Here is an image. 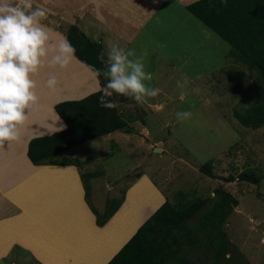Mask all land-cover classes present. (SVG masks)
<instances>
[{
	"label": "rangeland",
	"instance_id": "374dc122",
	"mask_svg": "<svg viewBox=\"0 0 264 264\" xmlns=\"http://www.w3.org/2000/svg\"><path fill=\"white\" fill-rule=\"evenodd\" d=\"M45 1L51 5V0ZM32 3L36 7L38 0H32ZM172 10L178 13L175 16L179 20L182 18L179 14L188 15L180 8L172 7ZM169 11L159 14L143 34L145 37V33L149 34L151 48L168 41L164 32H177L176 37L186 35L190 41L184 56L198 63L187 67L192 73L189 77L203 71L199 76L202 78L193 82H177L178 75L173 71L171 82L145 81L160 91L143 103L130 96L121 100L116 108L122 112L126 123L123 129L75 146L65 155L83 162L76 167L79 175L95 178L90 180V202L101 213L112 201H119L140 174H147L159 186L174 208V213H171L174 216H170L161 227L164 230L161 235L168 234L170 252L167 264H264V179L258 184L242 179L246 172L264 174V126L248 128L237 118L254 106L264 104V79L244 63L227 42L203 24L199 23L200 29L196 34L193 29L197 24L189 16L188 21L179 23L177 20L166 21ZM190 16L199 22L192 14ZM48 17L52 18V15L47 13L42 19ZM171 18L174 19L173 16ZM74 19L73 23L77 21ZM64 21L70 22L69 17ZM70 25L67 23L66 28ZM83 25H86L84 30L88 33L93 31L100 35L102 31L97 27L110 32L105 23L97 27L87 22ZM153 25L157 29L156 39H153ZM177 38L171 40L169 48L177 46ZM141 47L147 51L142 57L145 68H152L153 58L150 60L148 48ZM172 53L176 59L177 54ZM204 56L205 62H202ZM181 88L185 95H181ZM113 99L116 106L119 97ZM184 110L191 112V117L178 120L175 113ZM88 158L89 161L85 162ZM205 163H210L213 178L201 172L200 168ZM19 172L12 174V180L20 175ZM12 175L7 174L2 179L9 184ZM129 176L133 177L130 179ZM34 177L27 178L26 182L32 184ZM17 189L19 187L14 186L10 192ZM220 193L225 194L226 201H238L221 227L227 242L223 254L218 253L220 238L208 239L210 235L198 224V216L209 210V202L202 203L200 210L193 215L176 217L178 204L215 199ZM8 204L0 202V208H6L14 215L19 213L18 207ZM8 227L0 235L1 239L4 238L0 244V256L6 253L0 264H66V254L47 240L42 242L40 239L35 249L25 235L17 236L14 227ZM11 243L21 246L14 245L8 250ZM148 249L152 250V246Z\"/></svg>",
	"mask_w": 264,
	"mask_h": 264
},
{
	"label": "crops",
	"instance_id": "0c3cea01",
	"mask_svg": "<svg viewBox=\"0 0 264 264\" xmlns=\"http://www.w3.org/2000/svg\"><path fill=\"white\" fill-rule=\"evenodd\" d=\"M196 1L198 0H51L50 5L46 4L45 0H38V3H35V5L36 7H44L46 12L52 15L53 18L48 17L46 20L42 19V23L47 26L46 30L49 33V40L46 44L47 59H51V56L57 53V44L59 40L66 36V30L70 26L75 25L88 39L100 43L106 56L110 41L118 43L119 46L125 50H132L134 55L139 57H143L144 53L147 52L143 51L144 49L141 45L147 47L150 60L153 58L151 61L152 68L150 66H146L145 68V71L150 74V80H148V82L167 80L171 82V80L173 81V71H176L178 75L177 79L175 78L177 82H193L195 79L202 78L199 76L203 75V71L197 76L191 75V77H189L192 73L188 72L187 67L193 66L194 63V65H198L195 59L193 60L184 56V50L190 38L183 34L177 36V38V32H164L165 39L168 41L161 43L155 48H151L150 36L145 33V35H147V37H145L143 30L150 26L151 22H155V18L159 14H162L166 10H170L167 12L168 16L165 18L166 21L174 20V22H176L177 20L179 23L188 21V19L191 18V21L197 24L196 28L193 29L197 34L200 29L199 23L201 22L199 21L197 23L193 20L194 18L190 16V13L187 11V6ZM168 4L172 5V7H176V10L180 8L188 15L183 16L179 14L182 18L181 20L177 19L175 14L178 13L172 10V7H168ZM68 13L69 15H67ZM171 16H173L174 19H172ZM66 17H69L70 22L64 21ZM79 17L80 19H74ZM73 19L77 21L73 23ZM84 22L94 27H97L100 23H105L110 28V32L101 30V28L97 27L99 31H102L100 35L93 31L88 33L84 30L86 29V25H83ZM67 23L72 25L66 28ZM56 24H58V26H56ZM153 27V39H156L154 35L157 29L155 25H153ZM161 30H163V28H161ZM173 38H177V46L175 48H169V44ZM204 38H206L205 35ZM131 45L135 46L132 47ZM173 51L177 54L175 57L176 59L173 58ZM203 55H205V52H203ZM130 58L134 59V57ZM201 61L205 62V56L202 57ZM207 61H209V59H207ZM71 63L73 68L68 66L61 68L59 65L51 68L53 65L51 66L45 63V65L39 69V71H41L43 70L42 68H44V71L47 72V70L50 71L58 66L61 68V70H59L58 67L56 68L60 71L59 73H57L58 71H56V69L49 72L54 73L55 71L57 79L59 77L62 79L65 73L68 76L70 74L69 72L75 73H71L72 75L70 74L69 77L66 76L67 78H63L64 80L62 79V81L59 79L60 83H58L54 90H50L48 87L46 89L42 87L45 82L43 77L48 78V72L46 75H44L45 72H43V74L38 72V74H40L37 75L36 78V74L32 77L35 78L36 87H38V90H35L37 92L38 101L30 107L28 112L37 109L36 112L39 114L42 111L38 109V106L47 107L50 114L54 115L53 117L57 122V128H52V130H50L52 125L49 119L46 120L48 116H43V112L41 113L42 115L39 114V116H32L27 113V119L20 126V135L17 141H5L3 144H0V202L5 203V205L8 202V205L13 206V203L6 197L7 186L5 179H2V177H6L7 174L14 175V173H17L18 170L14 168L21 166L20 164H23L24 160H26L28 164L33 165L27 157L28 142L32 138L50 136L66 128L65 123L56 113L54 106L65 101L81 100L90 94L99 92L97 91V79L92 76V70L76 57L71 60ZM176 64L177 67L175 66ZM47 67H50V69H47ZM201 69H203V67ZM67 70L69 71L67 72ZM83 73L86 74V77ZM71 79L73 81L78 79L77 81L80 82H82L81 80L83 79L86 80L80 83L77 81L72 82L70 81ZM63 83L64 85H62ZM66 83L70 85L66 86ZM60 86L62 88L59 90L58 88ZM48 90L50 91L48 92ZM62 91L66 92L63 93ZM58 93L60 97L57 96ZM55 96H57L59 100H57V97L54 98ZM49 101H51V104L53 102V104H47ZM120 113L122 112L120 111ZM125 118H129V116ZM38 130L41 131L38 132ZM47 130L48 132L45 134ZM114 133H111V135ZM37 134L39 135L36 136ZM18 155L19 157L16 159L15 157ZM35 167L43 169V174L34 177L37 193L31 194L27 200L21 203L18 209L19 213L16 215H14L13 212L8 213L6 208H0V227L5 222H8L10 226L14 228L29 232L27 233L29 235H36L40 238L53 237L54 242L52 243L66 254V264H107L136 233L138 228L166 200L159 186L155 185L147 174H140L124 191L125 193L122 196L124 199L118 210L103 227H98L96 225V217L84 199L83 185L77 171L78 169L75 166L45 165ZM13 175L10 176L9 181L12 179ZM107 175L108 174H105V176ZM132 177L133 176H131V178ZM92 179L95 180V178ZM10 206L9 209H11ZM65 211L67 212L65 213ZM26 222L28 223L25 224ZM35 232L40 233L42 236L35 234ZM14 245L19 244L11 243L8 250ZM4 255L0 256V260Z\"/></svg>",
	"mask_w": 264,
	"mask_h": 264
},
{
	"label": "trees",
	"instance_id": "16d2710c",
	"mask_svg": "<svg viewBox=\"0 0 264 264\" xmlns=\"http://www.w3.org/2000/svg\"><path fill=\"white\" fill-rule=\"evenodd\" d=\"M187 11L206 28L217 34L220 39L227 42L237 56L264 79V0H226V2L198 0L187 6ZM65 35L75 46V57L79 61L88 67L90 65L96 68L107 67L98 59L102 52L100 43L88 39L75 25L70 26ZM99 79L101 83L106 80L103 76ZM100 95V92H96L81 100L56 104L54 109L66 128L50 136L32 138L27 146L29 161L34 166L80 167L83 162L65 155V152L92 139L123 129L126 123L116 107L121 100H125L126 96L114 93L113 96L107 97L110 101H115L113 98L116 96L119 97L116 106L109 108L101 106L98 99ZM237 118L243 126L248 128L257 129L264 126V104L254 106L246 114L237 115ZM200 170L206 176L213 178L210 163L203 164ZM92 177L80 175L84 199L96 217V225L103 227L118 210L124 198L112 201V204L107 205L104 213L98 212L90 202ZM242 179L258 184L264 179V174L256 175L246 172L242 175ZM224 196V193H220V196L215 199L198 200L176 206V217L178 215L187 217L189 213L193 215L198 212L202 203H210L209 210L198 216V224L208 232L210 235L208 239L213 240L215 236L220 238L217 245L219 254H223L227 249L225 233L221 227L232 209L238 205V201L234 199L226 201ZM173 210L168 200H165L107 264H167L166 259L170 252L168 234L161 235V232H164L161 227L163 228V223L167 222L170 216H174L171 215L172 212L174 213ZM148 246H152V250H149Z\"/></svg>",
	"mask_w": 264,
	"mask_h": 264
},
{
	"label": "clouds",
	"instance_id": "9594fccd",
	"mask_svg": "<svg viewBox=\"0 0 264 264\" xmlns=\"http://www.w3.org/2000/svg\"><path fill=\"white\" fill-rule=\"evenodd\" d=\"M46 15L45 8L33 7L32 0H0V144L19 138L28 110L38 101L33 75L45 63L63 68L75 58L76 48L66 36L59 40L57 53L51 59L46 58L49 35L47 26L42 23ZM98 59L107 67H89L97 79L101 106L115 107V103L107 99L114 93L130 96L138 103L158 94V89L145 83L150 80V74L145 71L143 58L135 56L132 50L110 41L107 59L103 52ZM101 76L106 78L104 83L100 82ZM57 83L56 74L49 73L46 86L54 90ZM185 94L181 88V95ZM191 115L187 110L175 113L178 120Z\"/></svg>",
	"mask_w": 264,
	"mask_h": 264
},
{
	"label": "bare ground",
	"instance_id": "6f19581e",
	"mask_svg": "<svg viewBox=\"0 0 264 264\" xmlns=\"http://www.w3.org/2000/svg\"><path fill=\"white\" fill-rule=\"evenodd\" d=\"M49 34V33H48ZM51 38V37H50ZM73 63V62H72ZM72 63H71V61H70V63L67 65L68 67H72L73 65H72ZM75 65V64H74ZM49 66V65H48ZM52 66V65H51ZM56 66V65H55ZM54 66H52L51 68H53ZM58 67V66H57ZM56 67V68H57ZM56 68H54V69H56ZM73 68V67H72ZM43 70H41V71H38V72H41V74H43V72H45V74L44 75H46L47 74V72L49 73L50 71H52V70H54V69H52V70H50V71H48L47 70V72L46 71H44L45 69L44 68H42ZM47 69H50V67L48 68L47 67ZM58 69L59 70H61V68H59L58 67ZM58 69H56V71H58ZM68 69V68H67ZM80 69V68H79ZM70 70V69H69ZM69 70H67V72L69 71ZM38 72L36 73V75H35V78H36V76L37 75H39L38 74ZM60 71H58L57 73H59ZM78 72V71H77ZM53 73V72H52ZM54 73H55V71H54ZM63 73H65V72H63ZM70 74L72 73V72H69ZM66 74V73H65ZM64 74V76H62L63 78H67V77H69L70 76V74H69V76L66 74L65 75ZM72 74H75V73H72ZM71 74V75H72ZM83 74H85V73H83ZM33 75V76H34ZM43 75V76H44ZM82 75V74H81ZM40 76H42V75H40ZM59 76V75H58ZM67 76V77H66ZM46 77V76H45ZM48 77V76H47ZM85 77H86V74H85ZM35 78H33V79H35ZM62 78V79H63ZM80 78V77H79ZM78 78V79H79ZM84 78V77H83ZM45 79V81H46V79L47 78H44L43 77V80ZM59 79H61V77H59L57 80H58V83H60V81H62V79L59 81ZM77 79V80H78ZM87 79V78H86ZM86 79H83L84 81L86 80ZM64 80V79H63ZM76 80V81H77ZM83 80H81L82 82H80V81H77V82H80V83H83ZM70 81H72V82H76V81H73L72 79L70 80ZM58 83H57V85H58ZM37 85V84H36ZM43 85L44 86H42V84H41V86L42 87H44L45 89L47 88V86L45 87V82L43 83ZM62 85H64V83L62 84ZM61 85V86H62ZM70 85V84H69ZM69 85H67V83H66V86H69ZM76 85H78V84H76ZM59 87L58 89L60 90V88H62V87ZM80 86V85H79ZM64 87V86H63ZM38 87H36L35 88V90L37 91L38 89H37ZM49 89V88H48ZM58 89H56V90H58ZM65 89V88H64ZM51 90V89H50ZM50 90H48V92L50 91ZM55 90V91H56ZM62 90V89H61ZM67 90V89H66ZM44 91V90H43ZM46 92V91H45ZM44 92V93H45ZM63 93L64 92H66V91H62ZM37 93V92H36ZM54 93V92H53ZM46 94V93H45ZM55 94V93H54ZM62 95H64V94H62ZM45 96V95H44ZM43 96V97H44ZM58 97H60L59 96V93H58V95H57ZM57 96H55L54 98H56ZM67 96H69V95H67ZM73 96V95H72ZM48 97V96H47ZM57 97V98H58ZM70 97V96H69ZM40 98V97H39ZM57 100H59V98L57 99ZM51 101H52V99H51ZM51 101H49V102H47V104L48 103H50ZM54 101H56V100H54ZM51 104V103H50ZM52 104H53V102H52ZM51 104V105H52ZM39 105V104H38ZM45 105H46V103H45ZM38 109L40 110V111H42L43 112V116H48V117H46L47 119L46 120H48L49 119V122L51 123V129L50 130H52V128H57V122H56V120L54 119V115L52 114H50V111H49V109L47 108V107H44V106H38ZM36 110L37 109H34V110H30L29 112H28V114H30V115H36V116H39V114H41L42 112H40L39 114H37V112H36ZM35 112H36V114H35ZM42 115V114H41ZM45 119V118H44ZM45 120V121H46ZM43 123V122H42ZM36 126H38V125H36ZM35 126V127H36ZM44 126V125H43ZM35 127H32V128H35ZM41 127H42V125H41ZM45 127V126H44ZM31 128V129H32ZM47 129V128H46ZM28 130H30V129H28ZM37 130V129H36ZM39 131H41V130H38V132ZM25 132V131H24ZM23 132V133H24ZM44 132V131H43ZM48 132V130L45 132V134ZM28 133H29V131H28ZM40 133H42V132H40ZM44 134V133H43ZM22 135V134H21ZM34 135V134H33ZM39 134H37L36 136H38ZM42 135V134H41ZM28 139V138H27ZM29 140V139H28ZM17 141V140H16ZM19 148V147H18ZM16 154V153H15ZM19 157V155L17 156V157H15L16 159ZM21 166H19V167H17V168H14L15 170H18V171H20L19 173H20V175L17 177V178H15V180H10L9 181V184L8 183H6V186H7V195H6V197L7 198H9L8 200H10L11 201V203H13V205L14 206H16V207H20V205H21V203L23 202V201H25V200H27L29 197H30V195L31 194H33V193H37V186H36V184H35V181L32 183V184H28L27 182H26V179L27 178H29V177H31V176H37V175H40V174H43V169H41V168H37V167H35V166H33V165H30V164H28V162L26 161V160H24L23 161V164H20ZM18 173V174H19ZM25 182V183H24ZM14 186H16V187H19V189H17L15 192H10V190H12V188L14 187ZM50 193L52 194V192H51V190H50ZM51 194H49V195H51ZM68 210V209H67ZM67 211H65V213H66ZM10 222V221H9ZM28 222H26L25 224H27ZM10 224L7 222H5L1 227H0V235H1V233L5 230V229H8ZM12 227V226H11ZM12 229V228H11ZM15 230H16V233H17V236H21V235H25V237H26V239H27V241L30 243V244H32L33 246H34V248H35V244H37L39 241H40V239H41V241L42 242H44V240H47L48 242H49V244L51 245V246H53V247H55L56 249H60L59 247L57 248V246L56 245H54L52 242H54V238L53 237H50V238H40V237H38V236H36V235H26L27 233H29V232H27V231H19V229H17V228H14ZM13 230V229H12ZM14 230V231H15ZM35 234H39V235H41L40 233H38V232H35ZM42 236V235H41ZM1 237L2 236H0V244H3V240H4V238L3 239H1ZM36 249V248H35Z\"/></svg>",
	"mask_w": 264,
	"mask_h": 264
},
{
	"label": "water",
	"instance_id": "95a60500",
	"mask_svg": "<svg viewBox=\"0 0 264 264\" xmlns=\"http://www.w3.org/2000/svg\"><path fill=\"white\" fill-rule=\"evenodd\" d=\"M157 152H159V150L158 149H155Z\"/></svg>",
	"mask_w": 264,
	"mask_h": 264
}]
</instances>
